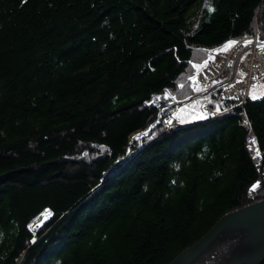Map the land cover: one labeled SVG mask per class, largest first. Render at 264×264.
<instances>
[{"label":"trees","instance_id":"obj_1","mask_svg":"<svg viewBox=\"0 0 264 264\" xmlns=\"http://www.w3.org/2000/svg\"><path fill=\"white\" fill-rule=\"evenodd\" d=\"M255 31L264 0H0V264H168L250 203L264 96L192 78Z\"/></svg>","mask_w":264,"mask_h":264},{"label":"water","instance_id":"obj_2","mask_svg":"<svg viewBox=\"0 0 264 264\" xmlns=\"http://www.w3.org/2000/svg\"><path fill=\"white\" fill-rule=\"evenodd\" d=\"M235 66V63H234ZM51 217L45 212L34 229ZM264 262V197L225 212L191 246L168 264H262Z\"/></svg>","mask_w":264,"mask_h":264},{"label":"built area","instance_id":"obj_3","mask_svg":"<svg viewBox=\"0 0 264 264\" xmlns=\"http://www.w3.org/2000/svg\"><path fill=\"white\" fill-rule=\"evenodd\" d=\"M233 41L236 43L228 54L220 51L215 54L219 63L217 77L226 76L227 79L221 80L217 88L223 99H232L242 106L249 99L250 88L259 82L261 76L264 80V40H260L255 32ZM204 110L212 116L218 115L214 104L206 105ZM253 161H258V158H253Z\"/></svg>","mask_w":264,"mask_h":264},{"label":"rangeland","instance_id":"obj_4","mask_svg":"<svg viewBox=\"0 0 264 264\" xmlns=\"http://www.w3.org/2000/svg\"><path fill=\"white\" fill-rule=\"evenodd\" d=\"M229 42L230 41L225 42L223 45L213 49L209 53V58L207 62L203 64L196 71L195 75L192 78V81H193L192 86L196 89V91H199V93L195 94V96H193L194 98L205 95L206 93L215 90L218 84L221 83V80H224V79L227 80L226 76L224 77L222 76V78H218L217 73L216 72L213 73L212 72L213 69L211 67L216 66V64H217V68L219 67V63H218V60L215 54L218 53L219 51L225 54H228L231 47H229L226 51H223L222 49H224L225 45L229 44ZM203 69L207 71L212 70L210 71L211 77L208 78L206 81H204L202 85H196V84L194 85L197 75H202L201 71ZM262 80H263V76L259 78V82L256 85L250 88L249 93H248L249 99L257 100L261 98L262 96H264V80L263 81ZM253 94L257 97L256 99L252 98ZM195 102L193 103L194 105L192 104V106L194 107L188 104H184V103L183 104L181 103L180 105H178L176 108V111L171 116L166 118V126L168 128H174V127L179 126L180 124H186V123L195 122L197 120H202L205 117H207L208 114H210L209 112L204 110V107L206 105H212V103H207L205 105H202V102H200L196 105ZM248 148L253 158H258L256 149L254 146V142L251 139L248 141ZM255 162L257 163V161ZM250 191H251L252 201L256 199H260L261 197H264V175L259 177L257 182L251 187Z\"/></svg>","mask_w":264,"mask_h":264},{"label":"crops","instance_id":"obj_5","mask_svg":"<svg viewBox=\"0 0 264 264\" xmlns=\"http://www.w3.org/2000/svg\"><path fill=\"white\" fill-rule=\"evenodd\" d=\"M211 68L213 69V71H212V70H210V71H212L213 73L216 72L217 64H216V66H213V67H211ZM210 71H207V70H204V69H203V70L201 71V72H202V73H201L202 75H197L194 85H195V84H196V85H202L204 81H206L208 78L211 77V73H210ZM215 74H216V73H215Z\"/></svg>","mask_w":264,"mask_h":264},{"label":"snow or ice","instance_id":"obj_6","mask_svg":"<svg viewBox=\"0 0 264 264\" xmlns=\"http://www.w3.org/2000/svg\"><path fill=\"white\" fill-rule=\"evenodd\" d=\"M235 43H236L235 41H230L229 44L225 45L224 49L222 50L226 51L229 47L233 46ZM249 43H251V41H249ZM252 98L256 99L257 97L253 94Z\"/></svg>","mask_w":264,"mask_h":264},{"label":"bare ground","instance_id":"obj_7","mask_svg":"<svg viewBox=\"0 0 264 264\" xmlns=\"http://www.w3.org/2000/svg\"><path fill=\"white\" fill-rule=\"evenodd\" d=\"M237 40H238V39H237ZM192 98H193V97H192ZM237 105H238V103H237ZM238 106H239V105H238ZM241 126H243V127L246 128V127H247V123H246V122H242V123H241Z\"/></svg>","mask_w":264,"mask_h":264}]
</instances>
